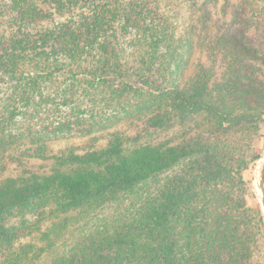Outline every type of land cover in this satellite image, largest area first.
Listing matches in <instances>:
<instances>
[{
  "label": "trees",
  "instance_id": "obj_1",
  "mask_svg": "<svg viewBox=\"0 0 264 264\" xmlns=\"http://www.w3.org/2000/svg\"><path fill=\"white\" fill-rule=\"evenodd\" d=\"M190 1L0 0V264H264V0Z\"/></svg>",
  "mask_w": 264,
  "mask_h": 264
},
{
  "label": "rangeland",
  "instance_id": "obj_2",
  "mask_svg": "<svg viewBox=\"0 0 264 264\" xmlns=\"http://www.w3.org/2000/svg\"><path fill=\"white\" fill-rule=\"evenodd\" d=\"M204 2L207 7L210 8L213 17L219 16L226 19L230 18L231 12L235 8H243L242 0H199ZM228 3V4H227ZM161 9L168 16V18L173 23V28L175 30V36L179 40L180 37L184 36L186 31L189 29V23L194 14H199L198 11H194V5L190 0H161ZM197 6H195L196 8ZM259 11L263 14L264 7H260ZM250 32H256L254 27L250 28ZM181 40V39H180ZM96 97H98L96 95ZM97 101L99 98L96 99ZM101 103V104H100ZM89 105V103H87ZM102 102H97L95 104V111H100L102 107ZM102 107V108H101ZM101 108V109H100ZM105 108H103V111ZM106 116H111L112 122H121L122 120H127L122 117V112L119 108L116 110L107 109L104 111ZM113 115V116H112ZM87 115H83L85 117ZM76 141V140H75ZM64 140H60L59 145H63ZM255 151L258 153V159L249 165L247 169L243 171V176L247 180L248 184V196L247 202L253 207H260L263 212L264 209L261 204V191L259 188L260 171L262 168V163L264 160V121L260 130V135L254 139ZM58 145V144H57ZM169 174V173H168Z\"/></svg>",
  "mask_w": 264,
  "mask_h": 264
},
{
  "label": "water",
  "instance_id": "obj_3",
  "mask_svg": "<svg viewBox=\"0 0 264 264\" xmlns=\"http://www.w3.org/2000/svg\"><path fill=\"white\" fill-rule=\"evenodd\" d=\"M259 188L261 191V204L264 209V160H263L262 168L260 171Z\"/></svg>",
  "mask_w": 264,
  "mask_h": 264
}]
</instances>
